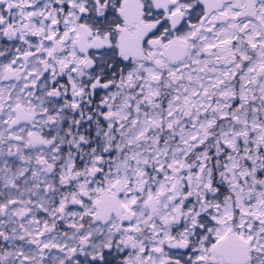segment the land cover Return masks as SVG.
Returning <instances> with one entry per match:
<instances>
[{
    "label": "snow or ice",
    "instance_id": "obj_1",
    "mask_svg": "<svg viewBox=\"0 0 264 264\" xmlns=\"http://www.w3.org/2000/svg\"><path fill=\"white\" fill-rule=\"evenodd\" d=\"M0 264H264V0H0Z\"/></svg>",
    "mask_w": 264,
    "mask_h": 264
}]
</instances>
